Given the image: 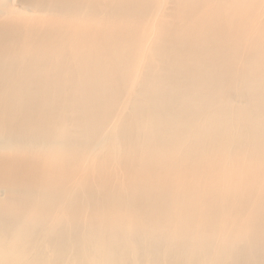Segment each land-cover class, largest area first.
<instances>
[{
    "label": "bare ground",
    "instance_id": "1",
    "mask_svg": "<svg viewBox=\"0 0 264 264\" xmlns=\"http://www.w3.org/2000/svg\"><path fill=\"white\" fill-rule=\"evenodd\" d=\"M0 264H264V0H0Z\"/></svg>",
    "mask_w": 264,
    "mask_h": 264
}]
</instances>
